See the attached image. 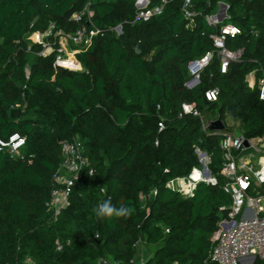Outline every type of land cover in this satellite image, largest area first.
<instances>
[{"label": "trees", "instance_id": "trees-1", "mask_svg": "<svg viewBox=\"0 0 264 264\" xmlns=\"http://www.w3.org/2000/svg\"><path fill=\"white\" fill-rule=\"evenodd\" d=\"M88 1L0 0V137L27 138L22 156L0 149V264L27 256L37 264H136L143 245L154 247L143 264H219L210 258L212 237L233 200L220 173L221 135L204 131L199 116L180 113L195 104L227 130H234L232 119L247 137L264 135V101L247 81L252 71L264 75V0H193L191 17L183 0H167L146 21L136 20V0H91L100 32L76 53L79 62L70 60L80 70L59 66L62 42L87 24L72 16ZM222 3L227 16L216 27L208 24L206 15ZM225 24L240 28L226 46L243 49L241 59L222 72L215 52L199 84L187 87L189 63L214 50L212 35ZM37 33L48 35L33 42ZM44 43L53 52L43 54ZM214 87L218 99L209 101ZM75 138L89 166L55 218L47 207L53 176L64 159L62 143ZM197 145L213 153L218 183L200 182L186 197L168 183L199 165ZM109 198L134 214L98 217L94 209Z\"/></svg>", "mask_w": 264, "mask_h": 264}, {"label": "built area", "instance_id": "built-area-1", "mask_svg": "<svg viewBox=\"0 0 264 264\" xmlns=\"http://www.w3.org/2000/svg\"><path fill=\"white\" fill-rule=\"evenodd\" d=\"M193 0H183V10L187 17H191L195 12H191L189 7ZM167 0H162L159 5L151 6L150 0H136V20H149L151 17L160 14ZM208 14L206 20L212 26L219 25L218 15ZM94 11L91 8V0L72 16V20L81 22L86 20L87 24H81L79 28L67 35V40L62 42L58 49L56 64L66 68L76 69L67 64L69 60L76 58V53L91 45L94 36L100 31L95 28L92 17ZM121 33V26L116 28ZM240 28L231 24L221 27V32L212 35L214 50L208 51L202 58L189 63L188 68L192 75L186 82V86L193 88L200 82V73L212 60L215 52L221 58V71L226 72L231 61L241 59L243 49L230 50L226 46V37H235L240 34ZM38 35H42L37 33ZM36 35V34H34ZM43 34V36H47ZM44 41V40H43ZM34 41V42H43ZM65 44L71 45L73 56L65 57ZM43 54H50L54 48L50 43H44ZM78 61V60H77ZM79 62V61H78ZM249 86L258 87L259 97L264 101V75L258 77L255 71L247 76ZM219 96V88L214 87L206 92L209 101H216ZM183 114H193L199 116L202 122V129L208 133L221 135L219 147L222 150V162L220 173L225 176L227 182L225 190L232 195V204L229 206L228 216L221 219L218 230L213 234V246L210 253L211 260L219 264H254L259 257L264 259V135L247 137L243 132L234 129L232 131L210 130L211 121L219 117L209 118L201 113L195 104H184L180 116ZM163 128V124L160 123ZM27 142L26 136L19 132L12 133L8 138L0 137V149L9 150L14 157L22 156V150ZM63 161L59 170L53 176V189L47 207L57 218L69 203V196L72 186L81 177V174L89 166V160L85 154L84 147L79 140H66L61 146ZM199 158V165L194 167L187 177L172 180L168 187L179 191L186 197L194 195L197 185L200 182L217 184L218 178L214 174L210 165L213 161V153L195 147ZM93 173V169L89 168ZM156 194V190L149 194L141 193V199L146 200ZM138 242L136 245H139ZM62 245H58L61 249ZM109 263L107 260H103ZM18 264H37L31 257L27 256L23 262Z\"/></svg>", "mask_w": 264, "mask_h": 264}, {"label": "clouds", "instance_id": "clouds-1", "mask_svg": "<svg viewBox=\"0 0 264 264\" xmlns=\"http://www.w3.org/2000/svg\"><path fill=\"white\" fill-rule=\"evenodd\" d=\"M88 175L91 176L92 173L89 172ZM94 211L95 214L101 218H130L134 214L135 209L126 204H120L119 206H116L109 198L99 203Z\"/></svg>", "mask_w": 264, "mask_h": 264}, {"label": "rangeland", "instance_id": "rangeland-1", "mask_svg": "<svg viewBox=\"0 0 264 264\" xmlns=\"http://www.w3.org/2000/svg\"><path fill=\"white\" fill-rule=\"evenodd\" d=\"M31 39H32V41L34 42V41H38V40H40V41H43L44 39H45V36H43V35H38V34H36V35H33L32 37H31ZM65 49H66V52H65V57H68V58H70L71 56H73V49H75L74 47H72L71 45H66L65 44ZM80 70V69H79ZM228 124H229V126L231 125V126H233L234 127V129H237L238 131H240L239 130V123H238V121H234V120H232V119H230L229 121H228ZM262 205H264V201L262 202ZM152 249H154V247H148V246H146V245H143V246H141L140 247V251H139V255H138V257L136 258V264H139L138 263V259L141 257V258H144V259H147L148 258V256L151 254V250ZM145 261V260H144Z\"/></svg>", "mask_w": 264, "mask_h": 264}, {"label": "water", "instance_id": "water-1", "mask_svg": "<svg viewBox=\"0 0 264 264\" xmlns=\"http://www.w3.org/2000/svg\"><path fill=\"white\" fill-rule=\"evenodd\" d=\"M221 6L222 7L217 14L220 20L227 16L226 4L222 3ZM209 129L213 131L224 130L226 129V125L224 124L223 120L219 117L216 120L210 122Z\"/></svg>", "mask_w": 264, "mask_h": 264}, {"label": "bare ground", "instance_id": "bare-ground-1", "mask_svg": "<svg viewBox=\"0 0 264 264\" xmlns=\"http://www.w3.org/2000/svg\"><path fill=\"white\" fill-rule=\"evenodd\" d=\"M67 64L70 65V66H72V67H75L76 69H81V68H82V67H81L82 64L77 63V62H75V61H70V60H69V61L67 62Z\"/></svg>", "mask_w": 264, "mask_h": 264}, {"label": "crops", "instance_id": "crops-1", "mask_svg": "<svg viewBox=\"0 0 264 264\" xmlns=\"http://www.w3.org/2000/svg\"><path fill=\"white\" fill-rule=\"evenodd\" d=\"M144 260H146V259L140 257V258L138 259V263H139V264H143V263H144ZM136 263H137V262H136Z\"/></svg>", "mask_w": 264, "mask_h": 264}]
</instances>
